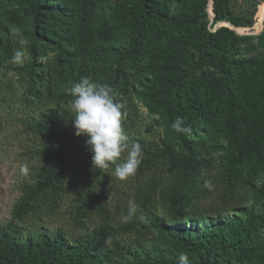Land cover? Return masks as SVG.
Here are the masks:
<instances>
[{
    "label": "trees",
    "instance_id": "1",
    "mask_svg": "<svg viewBox=\"0 0 264 264\" xmlns=\"http://www.w3.org/2000/svg\"><path fill=\"white\" fill-rule=\"evenodd\" d=\"M167 2L0 0V95L16 72L26 102L47 107L24 122L44 141L28 151L41 163L20 186L11 220L0 224V264H180L181 252L189 264H264V27L247 34L214 27L227 21L260 31L264 0H211L212 18L209 0H178L174 16ZM200 66L227 76V92L183 84L184 73ZM84 76L113 89L125 128L137 115L134 99L160 128L158 141L131 142L144 154L132 191L139 210L117 227L102 189L108 169L94 168L87 137L75 135L72 124L69 90ZM177 121L187 131H176ZM157 169L171 175L166 186ZM205 175L214 177L223 203L239 184L261 201L259 209L197 218L192 202L209 193L197 187ZM65 195L74 225L96 217L93 228L67 237L59 228L23 226L31 215L54 211ZM156 201L166 216L155 211ZM120 233L134 239L107 241Z\"/></svg>",
    "mask_w": 264,
    "mask_h": 264
},
{
    "label": "rangeland",
    "instance_id": "2",
    "mask_svg": "<svg viewBox=\"0 0 264 264\" xmlns=\"http://www.w3.org/2000/svg\"><path fill=\"white\" fill-rule=\"evenodd\" d=\"M177 2L178 0H168V16L176 15ZM260 14L264 17V6H261ZM253 27L254 24L249 33L260 32ZM21 41L17 39V45L24 52V43L22 44ZM260 55L264 56V49L260 50ZM7 79L8 86L0 95V224L11 220V207L20 194V186L33 181L34 174L41 163L39 157L29 154L28 151L42 145L44 141L27 131L24 122L47 109L45 106L29 105L26 102L25 83L19 73L10 72ZM192 82H203L211 90L224 94L228 90L230 80L210 67L200 66L184 73L183 84ZM134 100L137 115L132 117L128 128L122 125L127 136V144L130 147L135 138L158 141L160 128L155 124L157 116L148 113L143 102ZM126 156L127 150L122 154L121 161ZM73 164L72 162L67 166L68 175L73 171ZM114 168V165L107 168V177L102 189L110 206L112 222L117 227L124 222L122 217L125 216L129 202H133L132 191L137 178L136 175H133L126 180H120L115 176ZM156 171L157 174L161 173L163 184L166 186L170 182L171 175L161 169ZM208 181L211 182V187L206 186ZM197 187H208L209 191L207 195L195 198L192 202V207L198 213L197 218L199 219L217 214L222 216L238 215L242 208L257 210L260 207L261 201L252 200L251 194L243 185H236L227 203L220 200L213 176L199 177ZM154 209L159 215L166 216L164 206L158 201L155 202ZM73 216L72 197L65 195L54 211L31 215L23 222V226L25 228L43 227L49 230L59 228L65 232L67 237H74L93 228L98 221V218L93 217V220L86 221L83 227H79L74 225ZM196 230L197 228H194L192 231ZM132 239H134L133 234L120 233L110 236L107 241L126 242Z\"/></svg>",
    "mask_w": 264,
    "mask_h": 264
},
{
    "label": "clouds",
    "instance_id": "3",
    "mask_svg": "<svg viewBox=\"0 0 264 264\" xmlns=\"http://www.w3.org/2000/svg\"><path fill=\"white\" fill-rule=\"evenodd\" d=\"M21 43H25L21 41ZM22 53L17 52L14 61L21 60ZM72 124L75 135L87 137L85 143L92 152V165L96 169H107L114 165V174L120 180L135 175L143 159V150L139 143L127 144V136L122 126L121 105L114 100L113 89L109 85H97L89 77H81L70 88ZM176 131H187L177 121ZM127 156L121 161L122 154ZM211 187V182H206ZM139 206L130 201L127 215L122 219L129 222L138 212ZM180 264H189L187 253L179 254Z\"/></svg>",
    "mask_w": 264,
    "mask_h": 264
},
{
    "label": "water",
    "instance_id": "4",
    "mask_svg": "<svg viewBox=\"0 0 264 264\" xmlns=\"http://www.w3.org/2000/svg\"><path fill=\"white\" fill-rule=\"evenodd\" d=\"M207 10H208V13H209V17L212 18L213 12H212V7H211V0H209ZM218 26H227L229 28L234 29L236 33H240V34H247V33H249L248 29H251V27H252V26H241V27H239V26H233L232 24H230L227 21L218 22L214 27L216 28ZM263 27H264V25H263ZM263 27H262V29H263ZM238 28H244L246 31L240 32L238 30ZM262 29L260 30V32L262 31Z\"/></svg>",
    "mask_w": 264,
    "mask_h": 264
},
{
    "label": "bare ground",
    "instance_id": "5",
    "mask_svg": "<svg viewBox=\"0 0 264 264\" xmlns=\"http://www.w3.org/2000/svg\"><path fill=\"white\" fill-rule=\"evenodd\" d=\"M258 7H259V5H258ZM262 27H263V26H262ZM261 29H262V28H261ZM261 29H260V30H261ZM248 31H249V30H248Z\"/></svg>",
    "mask_w": 264,
    "mask_h": 264
}]
</instances>
